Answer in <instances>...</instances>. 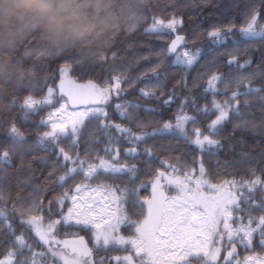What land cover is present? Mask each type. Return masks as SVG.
Segmentation results:
<instances>
[{"label":"snow or ice","instance_id":"snow-or-ice-1","mask_svg":"<svg viewBox=\"0 0 264 264\" xmlns=\"http://www.w3.org/2000/svg\"><path fill=\"white\" fill-rule=\"evenodd\" d=\"M210 2L172 0L175 11L160 18L154 0H125L121 7L133 21L118 40L151 19L145 34L169 41L132 62L116 50L99 64L64 56L58 74L48 76L41 59L48 56L35 47L27 52L29 59L38 53L41 63L25 65L28 76L0 106V264H105L98 254L112 251L125 253L114 258L117 264H264V149L258 156L241 152L239 160H211L212 150L223 148L218 137L225 124L232 125L225 137L234 141L230 152L247 137L256 145L264 141V0L237 2L231 17L220 14L223 22L181 35L184 21L176 11ZM205 35L226 46L218 53L226 60L213 59L199 96L179 95L177 87L201 88L204 76L189 82L188 70L202 49L187 44ZM176 67L184 69L179 80L170 71ZM134 93L145 103L128 99ZM173 106L174 122L163 116ZM170 134L183 137L199 157L189 161L149 145ZM121 141L128 144L123 160ZM37 145L55 157L46 175L25 162ZM141 156L150 196L141 195V170L129 162Z\"/></svg>","mask_w":264,"mask_h":264},{"label":"trees","instance_id":"trees-1","mask_svg":"<svg viewBox=\"0 0 264 264\" xmlns=\"http://www.w3.org/2000/svg\"><path fill=\"white\" fill-rule=\"evenodd\" d=\"M124 2L125 0H48L49 10L40 13L22 7L18 0H0V106L4 105L5 97L9 95L11 87L18 81L25 80L28 76L29 69L25 67L26 64L38 65L42 59L46 61L43 74L51 76L58 74V66L63 62L58 57L80 56L86 58L89 62L99 64L106 58H110L111 52L116 50L121 57L132 62L138 55H148L161 46L166 47V43L169 42L167 37L157 38L145 34V29L151 24V19L142 21L135 31L127 33L126 36L118 40L123 33L127 32L133 21L132 12L126 7H121ZM154 2L159 5L157 13L160 18H163L166 12L175 11L171 7L172 0H154ZM180 2L191 3L192 0H180ZM195 2L199 3V0H195ZM237 2L243 3V0H211L208 5H202L197 10L183 8L176 11V14L181 16L184 21V31L180 34L189 37L193 27L199 26L201 30H206L213 23L223 22V17L220 14L226 13L227 16L231 17L234 14L231 6ZM128 45H132V47H128ZM230 46L231 41L228 43V47ZM32 47L42 50L48 57L37 59V53L29 59L27 52ZM187 47L189 49H202L197 63L188 70L189 82L194 77L204 76L207 68L211 67L214 58L218 64H223L226 60L225 56L218 55V53L225 51L226 46L214 44L206 35L200 37L196 44L189 42ZM169 63H171V60H169ZM145 67L147 65L141 62V70ZM95 71L97 75L104 74L102 67H97ZM170 71H174L176 73L175 80H179L184 69L176 67ZM227 71V67H220L219 69L220 73H226ZM133 73L135 74V68ZM79 75L80 73L76 72L73 74V78H78ZM207 79L208 77L204 76L200 81L201 88L196 92H182L181 88L177 87V94L199 96L203 88L207 86ZM169 87L171 88V83ZM128 99L141 104L145 103L136 93L130 95ZM151 106L155 107L157 105L152 103ZM177 112L178 108L176 106L165 109L163 112L164 119H171L174 122V115ZM114 119L117 123L121 122L119 117H114ZM208 122L210 123V121ZM148 130L151 131V129ZM231 131L232 125L230 123L225 124L218 137L221 139L223 148L212 150L215 154L211 157L213 163L216 159L221 162L239 160L241 152H250L252 156H258L261 150L264 149V141L256 145L254 138L247 137L243 146L236 143L235 150L230 152L229 143L234 141H230L225 137ZM239 135L237 133V137ZM30 139L32 138L30 137ZM101 140L99 149L104 147L102 134ZM153 144L157 148L163 147L173 155L185 156L189 161L192 160L194 155L197 158L199 157V152L195 150L194 146L185 143L183 137L178 134L158 136L155 140L149 141L150 146ZM253 145L255 146L253 147ZM120 147L122 149L121 160H123V150L128 147V144L121 141ZM33 155L45 159H32ZM100 155L104 156L103 151H100ZM54 159V155L50 154L45 146L37 145L32 152L26 155L25 162H30L38 175H46ZM146 159L144 156L135 161L129 158V162H135L141 170L137 183L140 181L145 182L144 187L141 188L142 196L151 193V185L147 183L149 178L143 174L145 168L143 161ZM18 164L19 160L17 158L13 161V168ZM117 183L123 186L127 184V180L117 181ZM80 235L84 236L86 240L88 239L86 233L81 232ZM66 238L72 239L73 237ZM123 255L125 253L116 251L100 252L97 258H103L105 264H109V262L110 264H117L114 258Z\"/></svg>","mask_w":264,"mask_h":264},{"label":"clouds","instance_id":"clouds-1","mask_svg":"<svg viewBox=\"0 0 264 264\" xmlns=\"http://www.w3.org/2000/svg\"><path fill=\"white\" fill-rule=\"evenodd\" d=\"M22 7L45 13L49 10L48 0H18Z\"/></svg>","mask_w":264,"mask_h":264},{"label":"rangeland","instance_id":"rangeland-1","mask_svg":"<svg viewBox=\"0 0 264 264\" xmlns=\"http://www.w3.org/2000/svg\"><path fill=\"white\" fill-rule=\"evenodd\" d=\"M71 110H72V109L69 108V111H71ZM150 195H151V193H149L147 196H150Z\"/></svg>","mask_w":264,"mask_h":264}]
</instances>
